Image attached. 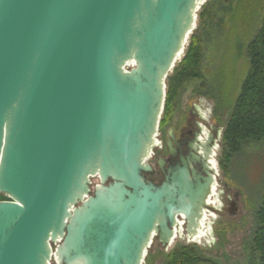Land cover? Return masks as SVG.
Instances as JSON below:
<instances>
[{"label":"water","instance_id":"water-1","mask_svg":"<svg viewBox=\"0 0 264 264\" xmlns=\"http://www.w3.org/2000/svg\"><path fill=\"white\" fill-rule=\"evenodd\" d=\"M204 2L0 0V264H142L178 216L199 240L214 176L145 174Z\"/></svg>","mask_w":264,"mask_h":264},{"label":"rangeland","instance_id":"rangeland-1","mask_svg":"<svg viewBox=\"0 0 264 264\" xmlns=\"http://www.w3.org/2000/svg\"><path fill=\"white\" fill-rule=\"evenodd\" d=\"M252 1L254 6L251 8V20L242 22L235 15L238 0H205L197 12L196 27L190 35L200 41L202 79L182 83L176 94V104H183L188 98H202L209 104L217 105L221 110L224 127L248 70L245 55L237 58L236 42L251 40L261 25L264 13V0ZM189 39L183 56L167 77L166 89L169 77L186 53ZM218 163L219 185L227 184L231 195L237 193L239 213L234 218H223L225 233L221 235L220 248L202 243L195 247L200 255L210 259V264H259L258 255L252 250V239L257 229V211L264 195V138L258 142L243 143L238 152L227 158L223 156L221 149ZM145 176L152 182L159 180L155 169ZM218 220L219 218L215 221ZM192 245L184 239L174 238L169 248L163 250L154 241L142 264H165L169 252L181 246Z\"/></svg>","mask_w":264,"mask_h":264},{"label":"flooded vegetation","instance_id":"flooded-vegetation-1","mask_svg":"<svg viewBox=\"0 0 264 264\" xmlns=\"http://www.w3.org/2000/svg\"><path fill=\"white\" fill-rule=\"evenodd\" d=\"M171 109L170 113H164L163 110L160 115L157 127L159 143L149 159V162H153L150 164L159 178L155 183H162L169 175V170L175 166L185 167L189 172L194 170L203 179H209L213 175L215 185H211L212 194L207 199L208 205L213 206V209H206L203 212L200 226L204 232L198 241H188L180 236L185 234V222L182 216H178L176 235L172 237L168 247L164 248L157 237L153 238L152 243L155 241L163 250H167L176 238L184 239L193 245L202 243L220 248L225 233L223 218H234L239 213L237 193L231 195L227 184L219 185L218 153L222 149L225 128L221 110L217 105L209 104L202 98H188L185 103L175 106L173 103ZM213 167L217 169L216 174L213 173ZM217 218L219 220L215 221Z\"/></svg>","mask_w":264,"mask_h":264},{"label":"trees","instance_id":"trees-1","mask_svg":"<svg viewBox=\"0 0 264 264\" xmlns=\"http://www.w3.org/2000/svg\"><path fill=\"white\" fill-rule=\"evenodd\" d=\"M253 3L252 0H238L236 17L242 22L250 21ZM235 49L237 58L245 55L248 59V70L224 128L222 150L225 158L238 152L243 143L258 142L264 138V13L261 25L251 40L237 41ZM200 61V41L197 37L190 36L183 59L174 68L173 75L169 77L164 113L171 112L173 103L175 106L177 90L182 83L202 79ZM0 200H6V197L0 195ZM252 245V250L258 255L259 264H264V195L257 211V229ZM210 263V259L199 254L195 245L175 248L166 255L165 259V264Z\"/></svg>","mask_w":264,"mask_h":264}]
</instances>
